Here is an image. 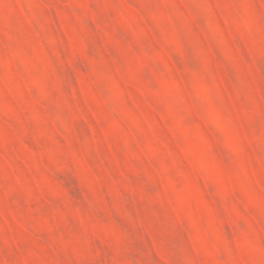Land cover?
I'll use <instances>...</instances> for the list:
<instances>
[{
  "label": "rangeland",
  "instance_id": "1",
  "mask_svg": "<svg viewBox=\"0 0 264 264\" xmlns=\"http://www.w3.org/2000/svg\"><path fill=\"white\" fill-rule=\"evenodd\" d=\"M0 264H264V0H0Z\"/></svg>",
  "mask_w": 264,
  "mask_h": 264
}]
</instances>
